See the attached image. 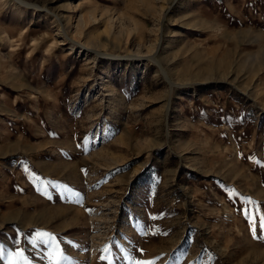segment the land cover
<instances>
[{
	"label": "rangeland",
	"instance_id": "1",
	"mask_svg": "<svg viewBox=\"0 0 264 264\" xmlns=\"http://www.w3.org/2000/svg\"><path fill=\"white\" fill-rule=\"evenodd\" d=\"M248 199L264 0H0V264H264Z\"/></svg>",
	"mask_w": 264,
	"mask_h": 264
},
{
	"label": "snow or ice",
	"instance_id": "2",
	"mask_svg": "<svg viewBox=\"0 0 264 264\" xmlns=\"http://www.w3.org/2000/svg\"><path fill=\"white\" fill-rule=\"evenodd\" d=\"M246 207L243 209V215L245 219L248 221L250 226V231L253 234V237L256 239H259L256 235V225L257 221H259V227L261 231H264V212L261 211V207L258 202L253 201L251 199H248L245 201ZM37 240L47 246L53 248V251L49 253L48 258L50 261L53 262V264H61V261L65 258L62 254V252L59 249V243L57 242L56 238L54 236H51L48 233H36ZM3 250L0 249V252ZM17 256H19L22 259H26L24 257L23 252L16 253ZM135 264H153L152 261H137Z\"/></svg>",
	"mask_w": 264,
	"mask_h": 264
}]
</instances>
